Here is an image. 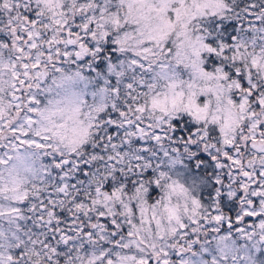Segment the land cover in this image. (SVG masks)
I'll list each match as a JSON object with an SVG mask.
<instances>
[{
	"label": "snow or ice",
	"instance_id": "snow-or-ice-1",
	"mask_svg": "<svg viewBox=\"0 0 264 264\" xmlns=\"http://www.w3.org/2000/svg\"><path fill=\"white\" fill-rule=\"evenodd\" d=\"M0 264H264V0H0Z\"/></svg>",
	"mask_w": 264,
	"mask_h": 264
}]
</instances>
